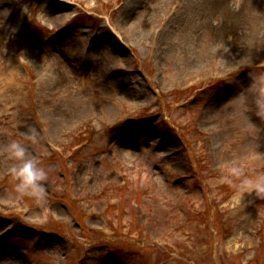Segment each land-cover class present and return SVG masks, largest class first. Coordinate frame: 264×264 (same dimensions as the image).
Segmentation results:
<instances>
[{"label": "rangeland", "instance_id": "rangeland-1", "mask_svg": "<svg viewBox=\"0 0 264 264\" xmlns=\"http://www.w3.org/2000/svg\"><path fill=\"white\" fill-rule=\"evenodd\" d=\"M260 100L264 0H0V264H264Z\"/></svg>", "mask_w": 264, "mask_h": 264}, {"label": "clouds", "instance_id": "clouds-1", "mask_svg": "<svg viewBox=\"0 0 264 264\" xmlns=\"http://www.w3.org/2000/svg\"><path fill=\"white\" fill-rule=\"evenodd\" d=\"M257 114L264 117V100L258 101ZM33 139L35 136L33 135ZM0 152L7 153V172L16 181L14 190L17 196L33 195L43 199L45 184L48 179V170L40 163V159L35 154L30 153L28 145L21 139L10 137L6 144L0 145ZM229 171L239 175V169L235 166ZM227 179V178H226ZM243 191L264 193V173L257 177H244L241 181Z\"/></svg>", "mask_w": 264, "mask_h": 264}]
</instances>
